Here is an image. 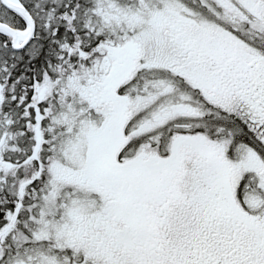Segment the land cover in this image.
<instances>
[{"label": "snow or ice", "instance_id": "6c2138e0", "mask_svg": "<svg viewBox=\"0 0 264 264\" xmlns=\"http://www.w3.org/2000/svg\"><path fill=\"white\" fill-rule=\"evenodd\" d=\"M0 264H264V0H0Z\"/></svg>", "mask_w": 264, "mask_h": 264}]
</instances>
